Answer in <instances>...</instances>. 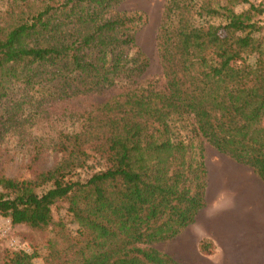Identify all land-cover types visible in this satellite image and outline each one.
I'll return each instance as SVG.
<instances>
[{
  "label": "trees",
  "instance_id": "obj_1",
  "mask_svg": "<svg viewBox=\"0 0 264 264\" xmlns=\"http://www.w3.org/2000/svg\"><path fill=\"white\" fill-rule=\"evenodd\" d=\"M123 1L0 6V101L18 92L0 115L1 131L44 103L121 89L82 115L79 131L59 134L54 166L30 178L0 175V216L12 226L54 228L65 240L48 241L44 264H180L152 245L172 240L205 206L203 142L248 167L264 202V44L255 36L264 23L252 20L264 9L234 11L248 0H164L155 36L163 85L155 88L139 84L148 65L135 45L141 16L118 10ZM92 155L103 170L84 182L66 179ZM58 202L67 205L72 236L53 222ZM197 249L214 253L206 238ZM37 257L6 250L0 264Z\"/></svg>",
  "mask_w": 264,
  "mask_h": 264
},
{
  "label": "rangeland",
  "instance_id": "obj_2",
  "mask_svg": "<svg viewBox=\"0 0 264 264\" xmlns=\"http://www.w3.org/2000/svg\"><path fill=\"white\" fill-rule=\"evenodd\" d=\"M3 0H0V6ZM164 0H124L118 10L126 13H135L141 16V23L135 34V45L148 61L145 72L139 78V84L150 82L155 88H161L163 78L157 57L155 36L159 25L160 15ZM252 5L264 9V0H248L247 4H239L234 8L236 13L246 11ZM252 20L262 26L264 13L252 15ZM264 44V29L257 35ZM254 56L248 59L253 64ZM13 94L7 95V99L0 101V115L5 117V111L11 106L10 99L18 97V92L13 89ZM121 89L118 86L103 90L98 95L78 97L72 100L54 103H44L35 109V113L26 114L20 119L19 126H9L0 129V175L5 177L30 178L33 173L47 170L54 166L60 158L55 154L54 145L61 133H75L83 125L81 117L92 110L96 105L118 94ZM27 110H29L27 108ZM25 113L27 111H24ZM85 116H83L84 118ZM264 125V118L262 121ZM185 129H189L188 122L183 123ZM91 135H95V132ZM98 136V135H97ZM204 159L207 166L218 162L223 166V180L227 190H237L262 194L263 186L253 175L248 167L237 165L202 143ZM104 161L95 156H90L84 166L75 169L66 176L70 181L84 182L91 174L103 170ZM209 194H212L213 186H209ZM215 194V193H213ZM66 203L58 202L52 207L53 222L60 221L65 231L72 236L75 225L66 212ZM56 230L49 227L43 231L30 229L24 225H10L9 221L0 216V260L6 250L35 251L38 257L32 260V264H44V257L48 254V241L53 240L57 247L65 245L63 237L55 235ZM155 249L161 245L154 244Z\"/></svg>",
  "mask_w": 264,
  "mask_h": 264
},
{
  "label": "crops",
  "instance_id": "obj_3",
  "mask_svg": "<svg viewBox=\"0 0 264 264\" xmlns=\"http://www.w3.org/2000/svg\"><path fill=\"white\" fill-rule=\"evenodd\" d=\"M203 162L205 206L196 213L192 224L172 240L157 243L161 248L155 249L180 264H264L263 191L260 196L239 190L235 194L227 190L223 166L218 162L207 166L204 152ZM210 185L212 194L208 193ZM204 238L214 245L210 256L198 252V242Z\"/></svg>",
  "mask_w": 264,
  "mask_h": 264
}]
</instances>
